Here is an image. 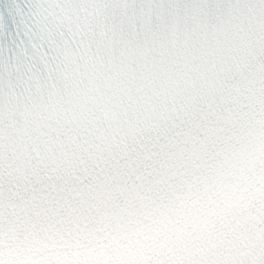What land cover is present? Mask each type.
<instances>
[{
    "label": "snow or ice",
    "instance_id": "snow-or-ice-1",
    "mask_svg": "<svg viewBox=\"0 0 264 264\" xmlns=\"http://www.w3.org/2000/svg\"><path fill=\"white\" fill-rule=\"evenodd\" d=\"M0 264H264V0L0 4Z\"/></svg>",
    "mask_w": 264,
    "mask_h": 264
}]
</instances>
